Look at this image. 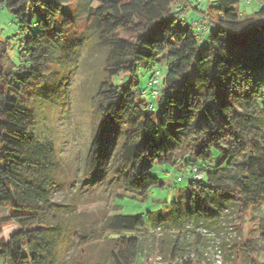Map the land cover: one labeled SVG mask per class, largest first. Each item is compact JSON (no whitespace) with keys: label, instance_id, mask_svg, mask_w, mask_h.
Segmentation results:
<instances>
[{"label":"trees","instance_id":"16d2710c","mask_svg":"<svg viewBox=\"0 0 264 264\" xmlns=\"http://www.w3.org/2000/svg\"><path fill=\"white\" fill-rule=\"evenodd\" d=\"M95 1L88 15L107 57L92 96L99 115L84 175L109 174L122 191L114 205L122 207L119 198L141 199L160 185L151 166L171 163L189 168L183 198L141 215L105 212L95 224L87 212L72 215L73 200L60 214L56 148L36 133L26 93L56 74L71 20L61 0H0L20 35L18 61L9 53L12 37L0 40V209L9 211L0 216V234L8 222L17 226L0 237V264H148L139 234L156 229L193 233L202 245L206 234L219 237L231 264H263L252 255L264 252V0L250 14L242 0H207L204 11L202 0ZM192 9L202 17L189 23L183 14ZM163 61L164 73L156 68ZM140 69L153 70L149 82L158 71L149 93L138 88ZM248 214L258 220L259 236L245 240ZM177 241L168 242L174 259ZM195 255L175 264H211Z\"/></svg>","mask_w":264,"mask_h":264},{"label":"rangeland","instance_id":"374dc122","mask_svg":"<svg viewBox=\"0 0 264 264\" xmlns=\"http://www.w3.org/2000/svg\"><path fill=\"white\" fill-rule=\"evenodd\" d=\"M61 1L64 13L71 21L64 25L65 37L63 41L60 40L62 44L55 56L56 74L46 83L28 88L26 93L36 115V133L40 138L46 137L51 140L56 148L59 162L58 185L54 188L53 198L60 203V214H64L66 204L72 200L73 205L70 207L74 211L72 215L87 212L85 219L90 224H95L96 217L105 212L120 211L123 214L141 215L168 207L175 199L183 198L189 168L181 169L171 163L154 164L150 172L160 179V185L152 187L147 196L141 199L125 196L119 198L118 203L122 207L114 205V195L122 191L111 180L109 174H103L94 180L84 175V159L99 115L92 96L103 76L107 44L91 27L92 20L88 12L89 8L97 5L95 0ZM193 2L196 3V0ZM207 5V0H202L199 3L200 10L204 11ZM239 7L245 14H250L258 8V3L257 0H253L249 5L240 2ZM183 17L192 23L199 21L202 14L192 9L183 14ZM191 27L194 31L200 29L194 24ZM17 33L18 25L13 15L6 8L0 7V40L12 37L14 42L9 53L15 61H18L15 42L20 37ZM157 67L164 73L167 63L163 61ZM152 72V69H140L136 73L138 88H146L148 93L150 92L148 82ZM85 178L92 182L81 184ZM8 215L7 208L0 209V216ZM16 229L14 222H8L3 226L0 237L8 239ZM241 231L245 240L258 237V220L251 217V214L244 216ZM231 234L234 236L233 232ZM204 236L205 243L202 245L196 235L187 231L171 232L166 235L160 229H156L150 233L139 234L142 251L149 258L148 264H175L180 262L181 257L196 258L195 253L198 252H202L211 264H231L230 258L221 250L222 239L215 236H211L210 239L208 234ZM170 238L179 239L176 259L175 255H172V244H168ZM101 245L102 243H99L90 251L91 258L99 255ZM62 246H65V243ZM252 257L264 264V252L255 253ZM237 262H241L239 257Z\"/></svg>","mask_w":264,"mask_h":264},{"label":"built area","instance_id":"2783aa9c","mask_svg":"<svg viewBox=\"0 0 264 264\" xmlns=\"http://www.w3.org/2000/svg\"><path fill=\"white\" fill-rule=\"evenodd\" d=\"M242 3L244 4H250L251 3V0H242ZM205 31V28H202V33ZM158 83V71L156 72V75L155 77L149 82V85H156ZM151 93L154 95V96H157L159 94V91H158V88L157 87H153ZM192 176L193 177H196V178H199L200 177V174L198 173V170H197V167L196 166H193L192 167ZM219 256V255H218ZM220 261V260H218Z\"/></svg>","mask_w":264,"mask_h":264}]
</instances>
